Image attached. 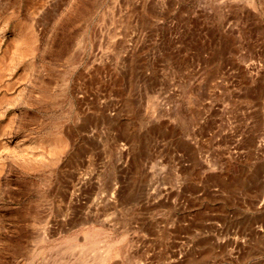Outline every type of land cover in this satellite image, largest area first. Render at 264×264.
I'll use <instances>...</instances> for the list:
<instances>
[{"label":"rangeland","instance_id":"1","mask_svg":"<svg viewBox=\"0 0 264 264\" xmlns=\"http://www.w3.org/2000/svg\"><path fill=\"white\" fill-rule=\"evenodd\" d=\"M250 2L0 0V264H264Z\"/></svg>","mask_w":264,"mask_h":264},{"label":"bare ground","instance_id":"2","mask_svg":"<svg viewBox=\"0 0 264 264\" xmlns=\"http://www.w3.org/2000/svg\"><path fill=\"white\" fill-rule=\"evenodd\" d=\"M250 3H252V6H253V10H255L256 11V8H257V5H264V0H251V2ZM261 7H263L262 9H264V6H261ZM250 11V10H249ZM250 15V14H249ZM256 16V15H255ZM254 17V16H253ZM256 18V17H255ZM21 23H23V22H21ZM25 24L23 23V26H24ZM25 27H29V24H27V26H25ZM24 27V28H25ZM19 30V29H18ZM26 30H31L30 28L29 29H26ZM25 32H27L28 34H31L29 31H25ZM26 35V34H25ZM32 35V34H31ZM30 40V39H29ZM91 236V235H90ZM95 236V235H94ZM85 238V237H84ZM83 238V239H84ZM87 238V237H86Z\"/></svg>","mask_w":264,"mask_h":264}]
</instances>
